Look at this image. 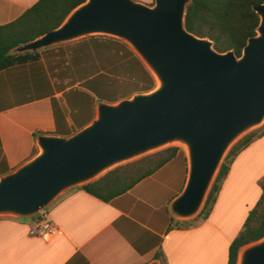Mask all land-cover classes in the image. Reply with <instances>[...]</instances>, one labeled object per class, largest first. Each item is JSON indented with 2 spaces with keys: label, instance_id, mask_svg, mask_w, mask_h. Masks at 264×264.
Returning a JSON list of instances; mask_svg holds the SVG:
<instances>
[{
  "label": "water",
  "instance_id": "95a60500",
  "mask_svg": "<svg viewBox=\"0 0 264 264\" xmlns=\"http://www.w3.org/2000/svg\"><path fill=\"white\" fill-rule=\"evenodd\" d=\"M153 2L85 0L59 27L14 49L21 54L92 36L114 38L157 85L98 102L95 118L71 136H37L38 153L0 177V217L37 216L112 167L169 145L182 146L187 159L186 180L169 213L177 220L198 215L230 145L264 122V0L253 7L259 24L239 57L186 30L191 0ZM236 264H264V237L243 246Z\"/></svg>",
  "mask_w": 264,
  "mask_h": 264
},
{
  "label": "crops",
  "instance_id": "0c3cea01",
  "mask_svg": "<svg viewBox=\"0 0 264 264\" xmlns=\"http://www.w3.org/2000/svg\"><path fill=\"white\" fill-rule=\"evenodd\" d=\"M37 1L0 0V26ZM86 39L49 48L64 49ZM56 59L52 56L48 64L40 57L0 71V177L38 153L37 136L68 137L62 133L70 130L72 135L95 118L98 102L88 106L83 116L72 118L63 93L78 84L68 86ZM52 99L64 120L62 116L55 120ZM78 123L84 126L77 129ZM186 174V154L179 148L173 159L109 202L75 188L44 210L58 228L50 240L28 233L38 215L0 217V264H147L158 253L164 264H227L231 242L262 195L264 135L235 157L209 216L198 224L169 230L168 207L181 192Z\"/></svg>",
  "mask_w": 264,
  "mask_h": 264
},
{
  "label": "trees",
  "instance_id": "16d2710c",
  "mask_svg": "<svg viewBox=\"0 0 264 264\" xmlns=\"http://www.w3.org/2000/svg\"><path fill=\"white\" fill-rule=\"evenodd\" d=\"M84 2L85 0H38L20 17L0 26V71L13 65L36 61L40 57L49 64L52 56L56 57L59 74L69 79L68 86L78 84V87L63 93L73 119L83 116L88 106L99 101L115 103L129 98L126 90L128 82L135 84L134 93H146L155 86V80L135 54L125 44L111 38L90 37L81 43L83 45L68 46L66 49L47 48L21 54L13 52L16 47L59 27L67 15ZM262 2L263 0H191L186 8L184 26L196 37L211 40L216 51H233L239 57L247 40L256 34L259 17L253 7ZM65 89L59 88V91ZM52 108L55 120L59 116L64 120L63 112L55 99H52ZM76 126L80 129L84 124L78 123ZM62 135L69 136L71 131ZM263 135L264 125L232 146L219 167L200 212L195 219L185 222V226L198 224L209 216L231 163L242 150ZM177 150L176 147H170L119 166L80 189L109 202L128 192L173 159ZM260 187V199L229 246L227 264H236L238 252L243 246L264 237V178ZM171 222L169 230L181 227L173 226V218ZM154 258L164 264L161 254H156Z\"/></svg>",
  "mask_w": 264,
  "mask_h": 264
},
{
  "label": "rangeland",
  "instance_id": "374dc122",
  "mask_svg": "<svg viewBox=\"0 0 264 264\" xmlns=\"http://www.w3.org/2000/svg\"><path fill=\"white\" fill-rule=\"evenodd\" d=\"M135 1H136V0H135ZM153 4H154V2H152L151 4H149V6H152ZM92 37H105V36H92ZM87 38H90V37H87ZM106 38H110V37H106ZM111 39H114V38H111ZM115 40H117V39H115ZM117 41L123 43V42L120 41V40H117ZM123 44H125V43H123ZM125 45H126V44H125ZM126 46H127V45H126ZM127 47H128V46H127ZM48 48H49V47H48ZM66 48H67V47H65L64 49H66ZM128 48H129V47H128ZM41 50H43V49H41ZM67 50H68V49H67ZM129 50H130V48H129ZM38 51H39V50H38ZM13 52H15V51L13 50ZM68 52L70 53L71 51L68 50ZM70 54H71V53H70ZM67 64H69V61L67 62ZM156 85H157V83L155 82V86H154V87H156ZM126 90H127V94H129V98H130L132 95L136 94V93L133 92V91L136 90L135 84L132 83V82H128V83L126 84ZM132 92H133V93H132ZM263 125H264V122H263L261 125H259L258 127H255V128H253V129L247 131V132L244 133L242 136H240L237 140H235V141L230 145V147L228 148V150L226 151V153H225V155H224V157H223V160H224L225 156L227 155V153L229 152V150L232 148V146H233L238 140H240L242 137H244V136L247 135L248 133H250V132H252V131H255V130L261 128ZM170 147H176V148H178V149L181 148L182 150H184V148H183L182 146H179V145H169V146L163 147V148H161V149H159V150L149 152V153H147V154H145V155H143V156H141V157H138V158L132 159V160H130V161H127V162L121 163V164H119V165H116V166L112 167V168L109 169V170H112V169L117 168V167H119V166H123V165L129 164V163L134 162V161H136V160H139V159H141V158H143V157L149 156V155H151V154H154V153H156V152L162 151V150L167 149V148H170ZM223 160H222V162H223ZM106 172H108V171H106ZM106 172L102 173V174L98 177V179L101 178L102 176H104V174H105ZM195 218H196V217H193V218H191V219H187V220H177L176 218H173V219H174L173 226H176V225L185 226V225H186L185 222H189V221H191V220H193V219H195ZM176 222H180V223L177 224ZM157 261H159L160 264H161V261H160V260H157Z\"/></svg>",
  "mask_w": 264,
  "mask_h": 264
},
{
  "label": "built area",
  "instance_id": "2783aa9c",
  "mask_svg": "<svg viewBox=\"0 0 264 264\" xmlns=\"http://www.w3.org/2000/svg\"><path fill=\"white\" fill-rule=\"evenodd\" d=\"M29 235L37 236L44 240L54 238L58 233V228L52 222L51 218L45 211L38 215L35 226L29 230Z\"/></svg>",
  "mask_w": 264,
  "mask_h": 264
}]
</instances>
